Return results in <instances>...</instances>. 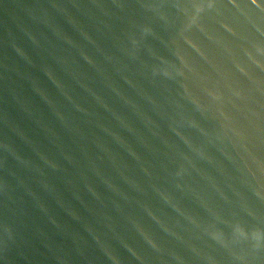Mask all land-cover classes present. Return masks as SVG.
Listing matches in <instances>:
<instances>
[{"label":"water","instance_id":"water-1","mask_svg":"<svg viewBox=\"0 0 264 264\" xmlns=\"http://www.w3.org/2000/svg\"><path fill=\"white\" fill-rule=\"evenodd\" d=\"M257 2L0 0V264H264Z\"/></svg>","mask_w":264,"mask_h":264},{"label":"clouds","instance_id":"clouds-1","mask_svg":"<svg viewBox=\"0 0 264 264\" xmlns=\"http://www.w3.org/2000/svg\"><path fill=\"white\" fill-rule=\"evenodd\" d=\"M233 3H234V0H233ZM251 3L253 4V5H255L257 8H260L261 6L258 4V2H257V0H251ZM209 7H211V5H209ZM262 10H264V9H262ZM197 11H200V9L198 8L197 9ZM258 51H260V49H257ZM237 231L239 232V234L241 235V236H244L245 234L243 233V231L242 230H239V229H237ZM252 239L256 242V244L254 245V246H259V242H260V240H261V234L259 233V232H254L253 234H252Z\"/></svg>","mask_w":264,"mask_h":264}]
</instances>
